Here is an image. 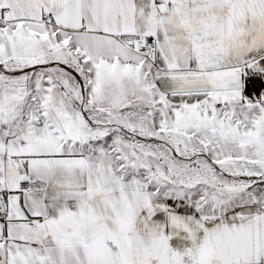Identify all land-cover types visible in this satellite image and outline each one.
I'll use <instances>...</instances> for the list:
<instances>
[{
  "label": "snow or ice",
  "instance_id": "6c2138e0",
  "mask_svg": "<svg viewBox=\"0 0 264 264\" xmlns=\"http://www.w3.org/2000/svg\"><path fill=\"white\" fill-rule=\"evenodd\" d=\"M0 264H264V0H0Z\"/></svg>",
  "mask_w": 264,
  "mask_h": 264
}]
</instances>
